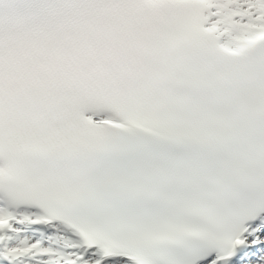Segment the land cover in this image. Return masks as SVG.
<instances>
[{"label": "snow or ice", "instance_id": "6c2138e0", "mask_svg": "<svg viewBox=\"0 0 264 264\" xmlns=\"http://www.w3.org/2000/svg\"><path fill=\"white\" fill-rule=\"evenodd\" d=\"M0 264H264V0H158L119 78L0 114Z\"/></svg>", "mask_w": 264, "mask_h": 264}, {"label": "clouds", "instance_id": "9594fccd", "mask_svg": "<svg viewBox=\"0 0 264 264\" xmlns=\"http://www.w3.org/2000/svg\"><path fill=\"white\" fill-rule=\"evenodd\" d=\"M158 0H0V114L119 78Z\"/></svg>", "mask_w": 264, "mask_h": 264}]
</instances>
